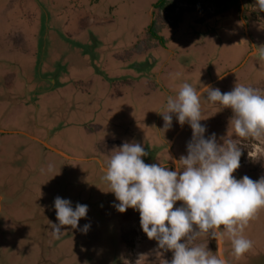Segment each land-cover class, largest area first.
<instances>
[{
    "label": "rangeland",
    "instance_id": "obj_1",
    "mask_svg": "<svg viewBox=\"0 0 264 264\" xmlns=\"http://www.w3.org/2000/svg\"><path fill=\"white\" fill-rule=\"evenodd\" d=\"M120 1L122 0H108L107 4L94 10L99 12L100 15H109L110 8L113 6V10L116 9L118 6L114 4ZM175 1L178 3V0ZM225 1L227 0H221V2ZM24 2L25 4L20 7L21 13L29 11V9L36 10L30 0H24ZM180 2L181 4H187L186 0ZM246 2L248 4L246 3L247 10L244 18L251 27L257 25V31H252L249 28L254 41L252 49L259 50L255 56L246 54L251 41L246 35L242 34L245 33L242 18L240 21L238 20L243 12L241 3L240 7L229 9L227 8L228 2H226L227 9L225 10L227 11L220 14H217L215 7L206 0L191 3L197 7L194 9L191 8L192 6L187 5V7H184L181 5L183 8H191L193 13L197 12L198 17L195 20L202 19V17L206 18V20L195 21L191 30L192 33H194L196 26H198L199 32L211 30L212 28L207 24L213 25L212 27L216 26L218 31L213 33V40H209L205 45L202 43L201 46L196 44L190 46L191 42L195 41L194 37L193 39H190L189 36L184 37L183 40H186V44H189L188 49L192 52L186 56H193V58L198 56V59L204 62V65L198 71L192 70L191 66L189 67V64L193 62L192 60L188 63L182 61L185 58L184 56L178 57L177 62L174 61L173 63L171 61L170 65L163 64L168 52L160 58L159 66H164L162 78L164 80L169 79L174 90L179 91L184 83H189L197 90L209 81L218 79V82H222L221 79H235L237 76L241 77L240 83H242L247 75L243 74V71L238 70L235 74H229L228 77H221L222 75H220L233 70L239 64V67H241L242 64L249 63L248 65L252 69L248 73L250 79L257 78L264 73V12L256 10L255 0H246ZM179 3L178 5H180ZM16 4L17 0H0V37L6 33H13L15 30L21 35L29 34L36 38L39 37L31 44L37 52L36 65L33 68L29 64L26 71L31 73L36 70V73H42V71L46 72L56 64L60 67V61L54 64L51 63L48 57V53L54 54L58 45H61L60 49L64 50L70 46L64 38L61 40L57 34L54 33V37L49 34L52 31L50 27L54 24L63 30L62 15H53L59 8L49 6L50 3L47 0H40L37 5L39 6V15L42 16L35 22L34 17H22L19 10L16 13L15 6L18 5ZM174 4L176 3L174 2ZM11 5L15 6L10 8ZM155 5L154 0L124 2L118 8L117 13L126 15V22L121 19L123 22L118 24L116 18L115 21L95 25L91 28L88 27L87 30L77 28L83 34V37L79 40H83V43H86L85 47L90 51V47H92L95 54L94 61L89 59V65L86 68L90 72L93 70L96 73H103L102 70H98L100 67L103 68L102 61L95 59H100V57L103 59L109 53H119L123 56L128 46L137 43L136 31L140 22L144 25L147 20L154 18L152 8ZM224 6L221 5V7ZM157 11L160 14V9ZM157 11L155 17L159 16ZM5 12L13 15V18L11 20L4 19ZM170 13L168 12V14ZM164 15L166 13H163ZM173 16L169 20L167 17H158V21H167V24H171L173 23V20H171ZM181 16V14H178L177 18L179 17L180 20ZM207 17L212 18L213 23H209ZM137 18L141 20H137ZM252 20L256 21L253 25H251ZM219 23L221 25H218ZM146 28L149 29V27ZM157 30L161 33L159 28ZM48 34L49 37H47ZM155 34L152 35L153 38L150 42L154 41ZM111 35L115 37L114 40ZM152 36L150 35V37ZM241 40L243 41L241 42ZM117 42H120L122 46H117ZM51 47L54 49H51ZM44 61H47L48 64L41 71V63ZM115 64L118 65L117 62ZM115 64L114 59L107 62L106 70L108 73H110L109 71L115 72ZM84 72L87 76L90 74L88 71ZM158 74L159 70L157 68L148 91L152 92V87L163 86L157 82ZM78 75H81V73H78ZM33 83L35 90L44 86V81L39 78H36ZM162 84H165V82ZM242 84L247 85L245 82ZM103 85L106 84L96 85L98 93L94 97H88L90 99L86 100L85 103V106L91 111H99L101 108L102 112L96 113L92 119L83 120L76 127L70 125L76 123L73 119L70 120L69 124L63 125L67 119V112L65 111L67 107L64 104L56 103L54 105L55 111L50 112L45 111L46 101L39 103L32 100L29 107L33 112L38 113L40 118L46 116L44 121L53 123L54 129H56L54 132L56 137L59 140L64 139L61 140L59 146L65 149L67 154H72L70 149L75 146L78 147L79 143H86L84 150L78 152H81L82 155L95 154L101 156L108 145L100 143L95 147L94 144L96 149L94 150L93 146L91 149V144L94 140L99 141V136L96 135V132L93 135H88L89 132L86 128L95 130L96 125L98 127L105 125L104 127H107L108 132H110L115 126L110 123L118 125L114 127L115 138L128 143L141 141L140 139H144L143 133L146 132L148 141L152 143H141V146L145 148L148 155L153 153L154 147H159L156 143L158 139H155L157 137L153 128L162 127L164 132L162 138L164 139L160 141V147L155 150L169 151L168 145H165V143L171 141L172 134L169 135V132L167 133L168 129H164L162 115L158 113L163 112V109L166 108L167 98L162 101L163 97L158 91L142 97V92H134L133 87L122 86V88L121 86L111 85V83L107 84V87ZM215 88L221 89L218 85ZM253 88L264 95V80L259 81ZM169 89L173 90L172 88ZM118 90L122 92L118 93ZM104 92L108 93L106 97L101 96ZM166 97H168V94ZM205 100L206 104L204 105L205 108L202 109V120L200 121L202 125L206 126L205 138L215 133L219 144H223V138L225 140L231 139L241 148L240 167L233 175L237 179L247 175L251 179L253 178L254 181L264 177V175H259L264 170V135L256 139L252 136L246 138L236 136L234 127L229 130V124L228 127L223 125L231 119L228 116L225 117L226 113L224 112H221L217 116L218 119L210 124L209 119L204 118V115L209 114V107L212 104L206 97ZM59 102L61 101L59 100ZM90 103L96 105V107H92ZM13 105L16 109H13L12 113L7 115L5 109L1 108L0 125L6 127L18 125V128L26 130L31 127L35 133L44 136L45 130L39 127V125L42 126L41 124L36 123V121L34 123L35 116H32V113L30 114L31 117L23 118L19 109H23L24 104L14 103ZM154 110H157V112L153 113ZM228 110L233 114L230 108ZM83 112L84 109L76 110L74 116ZM89 112H85V114L93 115V112ZM5 117H7V120H5ZM139 119H144L146 125L149 126L148 131L143 129V122H137ZM149 119L150 123L147 122ZM36 125L40 129L35 128ZM127 128L133 130L136 137L130 135ZM32 129L29 130L32 131ZM101 134H104L103 130ZM191 137V127L183 130L178 135L172 149V152L176 153V158L171 153L172 155H167L169 159H163V162L166 163L163 165L169 170H175V160H178L181 168H183L179 159L182 155H187V144ZM87 138L89 139L88 142ZM121 145L120 143H111L112 155L119 151L118 148ZM108 160L103 157V161ZM101 163L97 158L84 161L69 160L46 145L30 140L24 134L2 140L0 145V264H170L173 257L172 251L160 249L156 240L147 237L140 226L139 211L128 208V211L121 213L114 207V203H119V201H116L114 193L109 191V183L102 179L105 175V168ZM57 196L70 200L73 208L77 203L88 205L87 217L79 220L78 228L72 229L71 226H62V232L58 239L53 236L51 229V223H59L54 207V200ZM181 204V201H177L174 207H179ZM85 224H90V229L86 234L80 230ZM221 231L224 232L223 226ZM242 235L253 242V247L237 259L232 254L230 237L226 233L224 234L223 249L229 263L264 264V207L260 208L254 218L249 221ZM201 237L203 240L205 239L204 236ZM202 239L197 236L194 240L187 241V243L189 247L202 246ZM214 240V238L210 239L212 252L215 251Z\"/></svg>",
    "mask_w": 264,
    "mask_h": 264
},
{
    "label": "crops",
    "instance_id": "obj_2",
    "mask_svg": "<svg viewBox=\"0 0 264 264\" xmlns=\"http://www.w3.org/2000/svg\"><path fill=\"white\" fill-rule=\"evenodd\" d=\"M31 3L36 7V10H30L26 12H22L20 10V7L25 4L24 0H17V4L20 5L18 7L15 5H11L10 8L15 6L16 13L19 10V14L22 15V17L30 16L34 17L35 22L38 21L40 18L39 15V4L40 0H30ZM136 0H122L118 2L117 4H114L118 6L116 9L113 10V6L110 8L109 15L105 14H99V12L95 11L94 9L107 4L108 0H47L49 2V6L51 7H58L59 9L53 13L54 16L56 15H62L63 17V23L64 27L63 30L61 28H58L55 26H51L50 28L52 31L49 34H52L54 37V33L59 36V38L62 40L64 38L65 42H68L70 46L68 48L60 49L61 45H58L55 48L54 54L48 53V57L51 61V63L56 64L57 62L60 63L59 65H54L52 68L48 69L46 72L42 71V69L47 67L48 62L44 61L41 63V71L42 73H36V70L32 71H26L29 67V64L34 66L36 65V55L37 52L32 47V43H34L39 37H34L29 34H20L17 30H15L13 33H6L5 35L0 37V111L1 108L5 109L6 115L9 113H12L15 105L14 103H22L24 104L23 109H19L20 112L23 115V118L29 117L30 114L32 113V116L34 117V123L41 124L42 126L39 125V127H42L43 130H45L44 136H40L39 134L35 133L31 127L29 129H32L30 131L29 129H23V128H18V125H11L10 127H6L3 125H0V145L1 141L5 140V138L8 137H18V135L24 134L30 140L41 143L42 145H46L49 147L51 150L54 152L61 153L65 157H67L69 160H75V161H84V160H91L93 158L99 159L105 168V165L107 161H103V157H106L107 159H110L112 156V149L111 143L112 144H123L126 143L124 140H118L115 138V130L114 127H117L118 125L116 123L112 124L113 129H111L110 132H108V128L104 127L105 125H101L98 127L96 125V129H87L86 130L89 132L88 135H93L96 132V135L99 136V141H95L91 144V149L92 146L95 147L97 144L104 143L107 144L108 147L105 149L104 153L102 155H82L81 151L82 149L84 150L85 144L86 143H79L78 147H74L71 150L72 154H67L65 149L60 148L59 145H61V139L59 140L58 137H56V133L53 127V123L44 121L45 117L40 118L38 116V113L33 112L29 105L34 100V102H39L43 103L46 101L47 105L45 108V111H55L54 105L56 103L59 104H64L67 112V119L63 123V125L69 124L70 120L73 119L76 121V123H72V127H76L79 123H82L83 120L86 119H92L96 113L102 112L101 108L99 111H91L89 108L85 106L86 100L90 99L88 97H94L98 93V89H96V85L98 84H110L111 85H117V86H129L133 87L134 92H142V97L145 95H150L153 94V92H159L161 94V97H163L162 101L165 100V98H168L169 96L175 97L178 94L177 90L173 89V84L170 83L169 79H163L162 78V73H163V68L164 66L160 67V58H162L164 55L167 54V58L163 62L164 65H170L171 61H176V59L179 57L184 56L182 61L189 62L192 60L193 62L189 64V67L191 66L192 70L198 71L201 66L204 65V62H201V59H198V56L193 58V56H186L189 55V53H192L190 49H188L189 44H186V40L184 37L189 36L190 39H195V41L191 42L190 46L193 44H196L197 46L205 45L209 40L214 39L213 33L218 31V28L212 27L213 25L207 24V26L211 27L212 29L209 31H198V26L195 27L194 33L191 32V30L194 27L195 21L199 20H206V18L202 17V19L195 20L198 16L196 14L197 12L193 13L191 10L195 7V5H189L192 6L191 8H183L181 5L184 7H187V4H181L176 5L171 2H167L168 8H171L170 10L167 8H163L160 6V0H154L156 2V5L154 6L153 9V19L147 20L146 21V27L145 24L143 25L142 22H140L139 27L137 28L136 31V37L138 38L137 43H134V45H130L126 48V52H124L123 56L116 54V53H109L106 54V56L100 57V59H95V60H101L103 63V68H98V70H102L103 73H96L93 70L91 72L89 69L86 68L87 65H89L88 60L94 58V51L91 48V51L87 49L85 44L83 43V40H79L80 38L83 37V34L81 31H79L77 28H81L84 30H87V28H91L95 25L99 24H106L109 21H115L117 18L116 22L118 21V24H121L123 22L121 19L127 21V16L124 14H119L117 13L118 8L124 3V2H129L133 3ZM181 1V0H179ZM241 3V9H242V14L240 15L239 21L243 20V27L245 30V33L243 32L242 34L246 35L250 41L251 44L247 48V53L249 56H255L258 54L259 50L256 48L252 49V44H254L253 37L250 35L249 28H251L252 31H257V25L255 27H251L244 18L246 14V0H239ZM248 4V3H247ZM162 5V4H161ZM174 7L172 8V6ZM19 8V9H17ZM29 8V7H28ZM158 9H160V14H158ZM157 11V17H155V13ZM168 12L170 14H168ZM249 12V11H248ZM163 13H166V15L163 16ZM174 14V16H173ZM178 14H181V19L179 20V17L177 18ZM249 14V13H248ZM172 17L171 20H173V23L167 24L162 21H158V17H167L169 20L170 17ZM4 19L6 20H11L13 18V15L6 14L3 16ZM208 18V17H207ZM110 19V20H109ZM136 19V18H135ZM134 19V20H135ZM252 19V18H251ZM137 20H141L138 19ZM209 23H213L212 18H208ZM256 22L255 20H252V24ZM215 25V23H214ZM218 25H221L220 23ZM155 26V27H154ZM161 30V33L157 30ZM157 32L158 36L156 37L153 42H150L153 38V34ZM166 33V35H164ZM187 33V34H186ZM49 34L47 37H49ZM40 35V34H39ZM150 35L152 37H150ZM41 36V35H40ZM167 40H166V38ZM111 38L114 40L115 37L111 35ZM53 39V38H52ZM136 39V38H135ZM33 40V41H32ZM202 41V42H201ZM243 40H241L242 42ZM150 42V43H149ZM201 42V43H200ZM117 46H122L120 42L116 43ZM31 45V46H30ZM202 45V46H203ZM51 49H54L51 47ZM109 49V48H108ZM52 54V55H51ZM189 57V58H187ZM202 57V56H200ZM253 58V57H252ZM110 59H114V64L117 62L118 65L115 64V72L114 71H109L110 73L107 72L106 67H107V62ZM94 61V59H93ZM92 63L94 64V62ZM146 61V64H145ZM148 61V64H147ZM249 61V60H248ZM172 63V64H173ZM249 63L242 64L241 67L236 66L234 67L233 70H230L225 73H221L220 75L227 76L229 74H235L236 71H243V74H247L246 78L243 80L247 85L245 86H255V84L259 83V81L264 80V73L260 75L257 78L250 79L248 77V73L250 72L251 67L248 65ZM188 65V64H187ZM255 66V65H254ZM148 68V71H147ZM157 68L159 70L158 74V79L157 82L159 85H163L162 87H152V92L148 91L150 89V84H152L151 79L154 76V74L157 72ZM238 68V69H237ZM84 71L90 72V74L87 76L85 75ZM105 72H106V77H105ZM78 73H81V75H78ZM239 73V72H238ZM201 77V76H200ZM39 78L40 80L44 81V86L41 88H38L37 90L34 89V83L33 81ZM241 77L237 76L235 79L230 78L227 80L221 79L222 82H218V79L209 81L206 85L200 86L199 89H197L198 92H200V103L202 104L201 110L205 108L206 100L205 97L207 95L206 92L201 91L202 89L205 88V86H211L212 88L217 87V85L221 88V92H228L231 91L236 84H241L240 83ZM107 81H109L107 83ZM165 84H162L164 83ZM179 83V82H178ZM168 84V85H167ZM103 85V86H106ZM155 85V84H154ZM107 87V86H106ZM123 88V87H122ZM172 88L173 90L169 89ZM95 92V93H92ZM121 90H118V93H121ZM154 93V94H155ZM168 94V97H166ZM108 95L107 92H104L101 94L102 97H106ZM148 95V96H149ZM57 96V97H55ZM59 100L61 102H59ZM149 100V99H148ZM58 101V102H57ZM91 104V103H90ZM211 106L209 107V114L204 115V118H208L210 124L214 123V120L218 119L217 116L221 114V112L226 113L225 117L228 116V118H232L233 114H231V111H229V108H223L219 102L213 103L211 102ZM209 105V104H208ZM207 105V106H208ZM92 107H96V105L91 104ZM94 107V108H95ZM100 107V106H99ZM2 109V110H3ZM79 109H84L83 113H80V115L74 116L75 111ZM163 109V111H165ZM211 110V111H210ZM44 111V112H45ZM92 113L93 115H88L85 114V112ZM153 113L157 112V110L152 111ZM211 115V116H210ZM38 116V117H37ZM31 117V116H30ZM213 119V121H212ZM5 120H7V117H5ZM94 121V120H93ZM109 122V121H108ZM137 122H143V129L149 130V126L146 125V122L144 119H139ZM148 123H150V119L147 120ZM213 122V123H212ZM75 124V125H74ZM229 124V127H228ZM223 125H226L228 129L230 130L233 126L230 124V120L228 122H225ZM95 126V125H94ZM190 125L188 123H185L183 126H181L178 121L176 120V117L173 116V121H172V127L167 130V133L169 132V135L172 134L171 141H168V143H165V145H168L169 151H164V150H155L160 147V141H162L163 137V130L162 127L157 128L154 127L153 130L156 133L155 139H158L156 141L157 145L159 147H154L152 150V154H149L147 156L142 157L144 162L146 164H166L163 162L164 160L169 159L168 154L172 155V149L175 146V142L177 141L178 135L185 129H188ZM35 128H38L36 125ZM103 130L104 134H101V131ZM129 131L130 135H133V137H136L134 135V131L130 130L127 128ZM143 133V132H142ZM230 133V132H229ZM144 134V139H140L141 141H138L137 143L140 142L144 144H150L152 142H149L147 137H146V132ZM78 138V137H77ZM129 139V138H128ZM134 139V138H133ZM87 138V142H88ZM52 142V143H50ZM166 142V141H164ZM94 147V150L96 149ZM87 150V149H86ZM77 151V152H76ZM166 152V153H165ZM170 152V153H169ZM169 155V156H170ZM258 175V174H257ZM259 175H264V170L262 173ZM253 179V178H252ZM108 198V197H106ZM128 211V209H127ZM201 236H204V240L202 239ZM201 237V238H200ZM199 239H202L203 245L207 244V248L209 250H212V244L210 242L211 237L207 234H201L199 235ZM215 250V246H214ZM215 252V251H213ZM226 256V253H225ZM227 259V258H226ZM228 261V260H227ZM229 262V261H228ZM230 264V263H229Z\"/></svg>",
    "mask_w": 264,
    "mask_h": 264
},
{
    "label": "clouds",
    "instance_id": "obj_3",
    "mask_svg": "<svg viewBox=\"0 0 264 264\" xmlns=\"http://www.w3.org/2000/svg\"><path fill=\"white\" fill-rule=\"evenodd\" d=\"M255 7L264 12V0H255ZM201 91L210 102L232 110L230 124L236 136L256 139L264 135V95L257 89L236 84L228 92L211 86ZM158 113L165 130L172 127L173 116L181 126L188 123L192 129L187 155L179 159L183 168L175 159L176 170L146 164L142 157L148 152L141 144L123 143L107 161L102 177L119 201L114 207L121 213L128 208L139 211L147 237L156 240L160 249L172 251L170 264H229L222 248L225 233L231 239L232 254L239 259L253 247L242 233L264 207V177L254 181L247 175L241 179L233 175L240 167L241 148L231 139L223 138L219 144L215 133L205 138L200 92L189 83H184L175 97L169 96L166 110ZM172 154L175 157L176 153ZM177 201L182 204L174 207ZM54 207L59 223H51V229L57 239L62 226L77 229L79 220L87 217L86 204L77 203L73 208L70 200L57 196ZM89 229L90 224H85L80 230L86 234ZM201 234L216 240L215 253L207 244L189 247L187 241Z\"/></svg>",
    "mask_w": 264,
    "mask_h": 264
},
{
    "label": "trees",
    "instance_id": "obj_4",
    "mask_svg": "<svg viewBox=\"0 0 264 264\" xmlns=\"http://www.w3.org/2000/svg\"><path fill=\"white\" fill-rule=\"evenodd\" d=\"M187 2H189L190 4L191 3H197L199 0H186ZM207 2H209V3H211L214 7H215V9H216V13L217 14H220V13H224L225 11H227V10H225V9H227V8H229V9H233V8H235V7H240V1L239 0H227V1H225V2H221V0L219 1V0H206ZM167 2H171V3H176V5H178V3L175 1V0H160V6H162L163 8L165 7V8H167V9H171V8H168V4H167ZM178 2H179V0H178ZM226 2H228V4H227V8H226ZM162 4V5H161ZM221 5H225L224 7H221ZM174 7V5L172 6V8ZM222 9V10H221ZM155 34V33H154ZM153 34V35H154ZM155 35H157V34H155ZM158 36V35H157Z\"/></svg>",
    "mask_w": 264,
    "mask_h": 264
},
{
    "label": "water",
    "instance_id": "obj_5",
    "mask_svg": "<svg viewBox=\"0 0 264 264\" xmlns=\"http://www.w3.org/2000/svg\"><path fill=\"white\" fill-rule=\"evenodd\" d=\"M175 170H176V164H175ZM215 241H216V240H214V242H215ZM214 246H215V252H216V250H217V243H215ZM222 248H223V245H222ZM223 253H224V257H225V259H226L224 249H223ZM226 260H227V259H226Z\"/></svg>",
    "mask_w": 264,
    "mask_h": 264
},
{
    "label": "bare ground",
    "instance_id": "obj_6",
    "mask_svg": "<svg viewBox=\"0 0 264 264\" xmlns=\"http://www.w3.org/2000/svg\"><path fill=\"white\" fill-rule=\"evenodd\" d=\"M217 243L216 241L214 242V244Z\"/></svg>",
    "mask_w": 264,
    "mask_h": 264
}]
</instances>
